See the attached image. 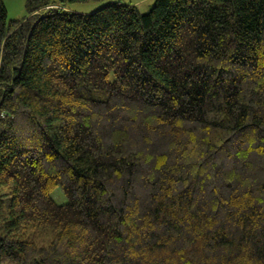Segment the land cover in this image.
<instances>
[{
	"label": "trees",
	"instance_id": "obj_1",
	"mask_svg": "<svg viewBox=\"0 0 264 264\" xmlns=\"http://www.w3.org/2000/svg\"><path fill=\"white\" fill-rule=\"evenodd\" d=\"M90 1L0 0V264H264V0Z\"/></svg>",
	"mask_w": 264,
	"mask_h": 264
},
{
	"label": "rangeland",
	"instance_id": "obj_2",
	"mask_svg": "<svg viewBox=\"0 0 264 264\" xmlns=\"http://www.w3.org/2000/svg\"><path fill=\"white\" fill-rule=\"evenodd\" d=\"M115 1H120L125 4H136L143 12L149 11L153 3L155 2V0H93L90 2L75 3L72 4V6L73 9H75L76 11L82 13H90L98 10L107 3ZM5 2L8 9L9 19H23L29 14L27 9L28 0H5ZM57 196L59 197L61 202L66 200V196L64 195L61 189H57L54 192V197L57 198Z\"/></svg>",
	"mask_w": 264,
	"mask_h": 264
}]
</instances>
